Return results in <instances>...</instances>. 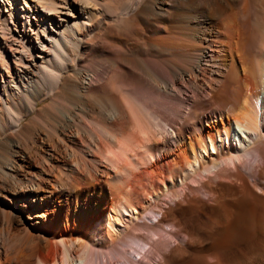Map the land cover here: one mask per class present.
<instances>
[{
	"label": "bare ground",
	"instance_id": "1",
	"mask_svg": "<svg viewBox=\"0 0 264 264\" xmlns=\"http://www.w3.org/2000/svg\"><path fill=\"white\" fill-rule=\"evenodd\" d=\"M261 89L264 0H0V264H264Z\"/></svg>",
	"mask_w": 264,
	"mask_h": 264
},
{
	"label": "rangeland",
	"instance_id": "2",
	"mask_svg": "<svg viewBox=\"0 0 264 264\" xmlns=\"http://www.w3.org/2000/svg\"><path fill=\"white\" fill-rule=\"evenodd\" d=\"M249 24V23H248ZM251 25V24H250ZM250 25H247V26H242V25H239L237 28L236 27H234V30L235 31H233V29L231 30V39L229 38V41H230V43H231V46H232V48H234V50L235 49H238L237 47H239L243 52H245L246 53V55H250V50H248V48L245 46V44H246V42H245V37L244 36H246V34H248V35H250L251 33H252V26L250 27ZM244 28H242V27ZM118 27H116V35L118 36V37H120V36H122V35H124V31H127L125 28H118ZM245 28H246V31H245ZM249 28V29H248ZM243 29V30H242ZM120 30V31H119ZM123 31V32H122ZM244 33H243V32ZM119 32H121V33H119ZM123 33V34H122ZM126 33V32H125ZM120 34V35H119ZM234 36V37H233ZM107 41L109 40L108 38L106 39ZM116 44H119V43H116ZM241 44H243V46H244V48L241 46ZM242 47V48H241ZM245 47L247 48V50L245 49ZM244 49V50H243ZM241 51V52H242ZM248 52H249V54H248ZM245 53H243V55L245 54ZM237 54V53H236ZM245 55V56H246ZM97 58V59H96ZM105 58V57H104ZM103 58V60H102V58L100 57H95V59L92 57V58H90V60L89 61H91L92 63H91V65H92V68L94 69V67L93 66H95L96 64L95 63H98L96 60H100L99 62L100 63H104V64H100L104 69H105V67H104V65H106V67H108L107 65V63L105 62V60L107 61V59L105 58L104 59ZM93 60L95 61V63L93 62ZM89 64H90V62H89ZM242 62L241 61H237L236 62V65L238 66V69L240 70V74L242 73V75L244 74L243 73V68H245L246 66H248L247 64H245V63H243L242 65ZM246 66H245V65ZM91 65H89V66H91ZM243 66H245V67H243ZM97 68H99V70L101 69V67H99V63H98V65H96V68L95 69H97ZM249 69V68H248ZM102 70V69H101ZM243 83H245V84H243L244 85V87H246V86H248L249 85V83L247 82V80L246 81H243ZM248 84V85H247ZM260 97L261 98H264V89H261L260 90ZM48 100H45V101H41V102H39V106H41L42 104H45L46 102H47ZM1 199V198H0ZM5 206V207H4ZM2 208H8V205H4V203L0 200V210L2 209ZM145 216V218H147V217H150V219L149 218H147V220H148V222H153V221H155V215H153V213L151 212V211H148V212H146V214H144ZM144 218V219H145ZM146 220V219H145ZM0 225H1V223H0ZM167 228V227H166ZM0 246L2 245V247H6L5 245L7 244V246L11 243H9V240H6V242L5 243H3L4 241H5V239H8V235H7V233L5 232V230L4 229H2L1 230V226H0ZM5 232V233H4ZM3 241V242H2ZM144 245V244H143ZM144 247H146V248H148V246H145L144 245ZM107 252L109 251V250H106ZM114 255L117 257V259L119 260V262L117 263V264H126L125 262H123L124 260H123V258H122V256L121 255H119V254H115V252H114ZM136 256V259L138 258V255L137 254H135Z\"/></svg>",
	"mask_w": 264,
	"mask_h": 264
}]
</instances>
